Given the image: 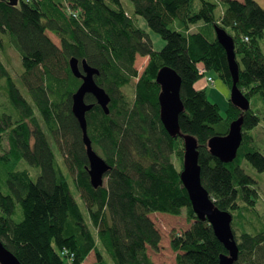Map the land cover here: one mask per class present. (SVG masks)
Listing matches in <instances>:
<instances>
[{"label":"trees","instance_id":"1","mask_svg":"<svg viewBox=\"0 0 264 264\" xmlns=\"http://www.w3.org/2000/svg\"><path fill=\"white\" fill-rule=\"evenodd\" d=\"M132 3L133 14L122 0H0V91L12 108L2 110L0 102V239L22 264H84L92 253V264H158L148 251H160L162 235L150 214L186 210L191 227L171 236L176 264H220L228 250L212 225L199 220L181 179L184 138L171 136L160 117L157 74L168 65L182 77L181 131L198 139L203 185L216 205L234 216L240 247L235 264H264L261 195L258 180L245 167L250 163L264 172V142L250 132L264 117L231 102L223 115L207 87H198L205 77L201 67L233 85L217 38L221 27L236 42L239 88L250 100L257 95L264 100V8L257 0ZM138 16L166 40L163 49H154ZM10 50L21 56L26 93L4 59ZM138 56L150 57L141 74ZM72 57L98 68L96 81L112 97L106 114L94 95L86 96L95 104L87 113L89 136L111 165L98 188L91 183L83 131L72 109L82 83L70 67ZM132 82L130 95L124 88ZM240 115L243 141L236 159L224 163L208 141L227 134Z\"/></svg>","mask_w":264,"mask_h":264},{"label":"water","instance_id":"2","mask_svg":"<svg viewBox=\"0 0 264 264\" xmlns=\"http://www.w3.org/2000/svg\"><path fill=\"white\" fill-rule=\"evenodd\" d=\"M17 4L18 0H9ZM217 38L225 48L229 62V68L233 77L230 102L247 111L251 108L250 99L239 88L240 65L237 60L236 42L228 31L216 27ZM74 75L82 79L79 88L73 93V113L78 119L83 131V141L86 145L89 165L87 166L91 183L95 188L103 186L105 176L111 169V165L93 147L92 139L88 133L87 113L94 107V103H88L86 96L94 95L97 103L103 108L106 114L110 113L111 95L104 87L96 81L100 70L86 59L81 62L77 57L69 61ZM157 82L161 86L159 94L160 117L171 136H182L184 138V167L181 171V179L186 187L194 211L199 220L208 221L218 237L225 245L228 253L220 257V264H235L239 259L240 247L233 230L234 216L230 211L219 208L210 192L202 182V168L200 165V151L198 139L192 134H183L180 125V115L185 110L181 98L182 77L172 67L166 65L157 74ZM244 116L240 115L230 124L229 131L225 135H215L208 141L211 153L224 163H230L236 159L239 148L243 141ZM0 263L1 264H22L18 257L11 252L0 239Z\"/></svg>","mask_w":264,"mask_h":264},{"label":"rangeland","instance_id":"3","mask_svg":"<svg viewBox=\"0 0 264 264\" xmlns=\"http://www.w3.org/2000/svg\"><path fill=\"white\" fill-rule=\"evenodd\" d=\"M258 3L264 8V0H257ZM125 8L127 9L128 12L133 14V3L132 0H122ZM138 23L140 26L145 29L154 45V49L157 51H160L163 49V47L166 45V40H164L158 33L153 31L147 21L141 17H137ZM196 28L194 27L193 30ZM48 35L52 38V40L56 44H60V39L57 35L54 33L48 31ZM262 46L264 49V39L262 40ZM4 57V56H2ZM10 69L12 70L13 74L16 76L18 79V84L22 88V90L26 93V88L25 85H23L21 81V72H22V60L20 54L15 51V50H10L8 57L4 58ZM150 60L149 56H138L135 62V66L138 69L139 73L141 74L143 70L146 68ZM207 76H212L214 78V82L204 79L203 84L205 87H207V93L210 101L216 103L219 105L220 110L223 115L226 114L229 106H230V97H231V88L219 77V75L215 72H209L207 73ZM137 80V79H136ZM125 92H127L130 95H133L134 93V84L133 82L130 83L128 86L124 88ZM9 97L7 93L1 92L0 91V102H1V107L2 110H7L8 112H11V103L9 102ZM251 107L254 109L258 110L259 113L264 117V100H262L258 95L254 96L251 98ZM3 105V106H2ZM256 139L260 142H264V120H262V123L258 125L255 129L250 131ZM9 141H6V144H8ZM60 160L63 162L64 157L59 155ZM174 162L176 163L177 166H180L181 160L179 158L174 156ZM64 163V162H63ZM246 170L249 174L254 176L258 181L256 183V186L258 187L261 195V200L259 204V210L261 213H263L264 217V172H259L257 169H255L250 163H246L245 165ZM64 168L68 171L67 166L64 164ZM32 171L34 173L37 172L36 168L31 167ZM37 176V174H35ZM71 178H74V172H71ZM2 178L0 177V180ZM107 181V179L105 180ZM71 187L73 192L76 194V197L82 207L85 209V204L82 198V194L80 190L76 189L73 183H71ZM171 214L168 215H153V221L155 222V225L157 229L160 231L162 235V240L160 243V251L156 252L153 251L150 248L151 252V257L158 262V264H176L177 263V252H175L172 247H171V236L173 232H182L185 231L186 229L191 227V222L187 218V211L184 210V212L181 215H176V216H170ZM237 221V220H236ZM259 221L254 220L253 225L258 226ZM251 228L250 226H248ZM239 234V231H237ZM105 256L108 257L107 253H105ZM109 258V257H108ZM96 261V255L95 253H92L87 260L84 262V264H92L93 262ZM155 261V262H156Z\"/></svg>","mask_w":264,"mask_h":264},{"label":"crops","instance_id":"4","mask_svg":"<svg viewBox=\"0 0 264 264\" xmlns=\"http://www.w3.org/2000/svg\"><path fill=\"white\" fill-rule=\"evenodd\" d=\"M241 1H242V0H241ZM198 87H199V88H203V87H205V85L203 84V81L199 82ZM155 214H156V215H157V214H158V215H168V213L156 212V213H151V214H150L151 218H152L153 215H155ZM170 216H173V217H174V216H176V215H172V214H171ZM152 219H153V218H152ZM188 229H189V228H188ZM186 230H187V229H186ZM148 252H149V255H151L150 250H149ZM155 261H156V260H155ZM156 263H158V262L156 261Z\"/></svg>","mask_w":264,"mask_h":264},{"label":"built area","instance_id":"5","mask_svg":"<svg viewBox=\"0 0 264 264\" xmlns=\"http://www.w3.org/2000/svg\"><path fill=\"white\" fill-rule=\"evenodd\" d=\"M245 40H248V37L245 38ZM200 74L204 75V79H208L210 81H212V83L214 82V78L212 76H207V70L204 67L200 68Z\"/></svg>","mask_w":264,"mask_h":264},{"label":"bare ground","instance_id":"6","mask_svg":"<svg viewBox=\"0 0 264 264\" xmlns=\"http://www.w3.org/2000/svg\"><path fill=\"white\" fill-rule=\"evenodd\" d=\"M238 241V240H237Z\"/></svg>","mask_w":264,"mask_h":264}]
</instances>
